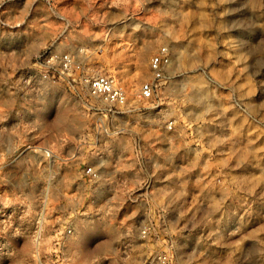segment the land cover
Segmentation results:
<instances>
[{"label": "rangeland", "instance_id": "obj_1", "mask_svg": "<svg viewBox=\"0 0 264 264\" xmlns=\"http://www.w3.org/2000/svg\"><path fill=\"white\" fill-rule=\"evenodd\" d=\"M226 7L221 0H181L173 15L159 0H0V241L17 245L8 264H38L39 259L56 264H148L164 247L173 249L178 264H235L240 251L264 245V103L257 99L264 90L242 71L231 30L223 24ZM260 11L264 0H249V14ZM131 20L141 25L140 32L110 31L113 22L124 25ZM145 29L151 38L138 39ZM161 47L170 52L175 47L177 59L171 68L180 75L181 67L187 69L190 88L196 83L193 76L213 82L217 111L203 119L200 112L187 111L197 99L193 88L188 100L176 104L175 115L164 117L170 129L145 122L141 113L126 116L117 122L124 137L108 143L129 156L128 133L159 140L145 150L152 186L114 190L104 183L85 189L79 162L90 159L87 148L94 144L86 138L111 132L112 124L104 121L99 129V115L88 112L64 84L41 79L45 54L53 50L76 55L79 61L88 58L92 72L122 79L132 99L134 89L150 76L149 58ZM248 55L264 66V41ZM37 81L41 86L33 88ZM42 95L52 98L57 118L21 119L33 110L32 97ZM163 107L167 109V103ZM39 148L65 161L49 160L35 151ZM68 158L73 163L66 164ZM108 167L100 164L99 180H111ZM143 174L139 171L134 179ZM97 193H103L99 200ZM143 193L153 216L145 241L138 236L144 210H135L133 203V196ZM78 208L107 216L105 235L92 248L66 245L63 235L52 232L56 218L71 222ZM34 222L35 231L41 224L44 232L38 247ZM225 225L238 230L229 235ZM189 231L194 253L180 251L175 243ZM17 232H24L22 240L13 239Z\"/></svg>", "mask_w": 264, "mask_h": 264}, {"label": "clouds", "instance_id": "obj_2", "mask_svg": "<svg viewBox=\"0 0 264 264\" xmlns=\"http://www.w3.org/2000/svg\"><path fill=\"white\" fill-rule=\"evenodd\" d=\"M130 0H122L123 4L129 3ZM147 2L151 3L152 0H137V3ZM222 3L228 5L223 9L224 20L223 24L226 28H229L232 39L236 43V51L238 53L237 59L244 64L242 71L247 72L249 76L255 80L259 85L260 90H264V66L257 64L254 58H250V54L262 41H264V11L251 13L248 12L249 0H221ZM161 7H166L173 15H176L177 9L181 7V0H159ZM131 29L133 32H140L141 25L136 24L134 20L121 25L113 22V26L110 29L113 33L121 31V29ZM147 35V30H144L143 35L138 39H150ZM71 54V53H69ZM165 51L161 52V56H164ZM177 59V52L173 47L170 54L167 55V59L160 62L159 58L153 59L151 67L153 69L150 80H158L160 86L164 91L161 92L158 88L150 87L148 83H145L143 87L137 90V96L140 97L141 102H149L150 111L147 114H142L139 118L143 119L147 123H158L161 127L165 124L168 127H172L168 123V120L175 115L174 108L178 102L189 99V92H195L193 95L197 97L194 108L187 109V111L200 112L199 119L209 113L217 111L214 106L216 99L215 93L211 90L210 86H214L213 82L207 80L203 75L199 77L193 76L192 79L196 80L193 88L188 85L191 83L187 75V69L181 67L179 72L184 75L178 74L176 70L171 68V65L175 63ZM50 61L49 63H52ZM26 80L31 81L32 76L25 77ZM41 85L37 81L33 88H39ZM148 89L145 91V89ZM235 91V90H233ZM35 101L32 105V111L21 114V119H26L29 116L36 120H53L57 118V111L52 106V98L48 95L33 96ZM231 99V95L229 96ZM258 101L264 103V95L257 97ZM125 102V97H121L120 103ZM167 103L168 107L165 109L163 105ZM240 103V100L234 101L233 106L236 107ZM115 115V114H114ZM129 115H135L130 112ZM159 118V119H158ZM3 117L0 116V120ZM3 153H0V162L3 159ZM21 157H17L20 159ZM103 193H97V199L102 197ZM96 201H94L95 203ZM107 216H100L96 214H83L78 215L72 219L67 228L62 233L64 243L66 245H79L82 248H92L95 246L98 237L105 235L104 229L106 227ZM197 227L196 224L192 225L194 230ZM238 229L235 227L229 229L227 225L224 227L229 235L234 234ZM25 229L24 232H27ZM24 232H17L14 234V240H22ZM192 231H189L187 236H184L177 240L175 243L178 249L182 252L191 251L194 253L195 249L189 248V243L192 241ZM17 245L12 241H0V264H8V255ZM235 264H264V245L252 246L251 248L244 249L239 252L235 258Z\"/></svg>", "mask_w": 264, "mask_h": 264}, {"label": "built area", "instance_id": "obj_3", "mask_svg": "<svg viewBox=\"0 0 264 264\" xmlns=\"http://www.w3.org/2000/svg\"><path fill=\"white\" fill-rule=\"evenodd\" d=\"M165 51V55L161 56V52ZM79 54L85 55L84 49L78 50ZM168 47H161L155 54H153L148 61L149 74L151 75L153 69L151 67V61L159 58L163 63L164 59H167V55L170 54ZM45 60L42 62V74L41 79L51 83H61L71 92V94L77 98L88 112H92L98 118V128L102 129L104 121L109 120L112 124L111 132L95 133L91 138L87 136L88 141L93 140L94 144L89 145L87 149H91L87 154L90 159L83 161L80 159V177L82 178L85 189L95 188L96 185L104 184L103 186H110L112 189L119 188H131L138 190H147L152 186L151 177L147 173V168L150 165L148 156L145 154V150L149 147V142L145 141L140 134L128 133L130 136L129 143V156L121 150L120 147H116L113 143L110 146L108 143L111 140L118 141L119 138L124 137L125 132L117 122H122L126 116H130L129 113H141L145 114V110H149V102H141L140 97L137 96V90L143 87L145 83H148L150 87L158 88L161 92L164 91L160 86L158 80H150V76L145 81L141 82L132 95V99H129L128 88L123 84L121 79L115 75L101 74L99 72H92L88 66L84 57L82 60H78L76 55L69 53H58L53 50H48L45 54ZM53 61L52 63H49ZM148 89L146 88L145 91ZM121 97H125V102L120 103ZM115 114V115H114ZM140 115V114H139ZM169 129L171 127H168ZM113 142V141H111ZM41 156L48 158L49 160L65 161L61 156L55 154L53 151L46 148L36 149ZM87 157V156H86ZM147 157V158H146ZM73 158H68L69 161L66 164L73 163ZM99 161V162H98ZM151 162V161H150ZM103 163L106 168L111 172V180L101 181L99 180L100 164ZM103 166V165H102ZM142 167V170L140 169ZM108 171V172H109ZM139 171H143V178L135 180L134 176L139 174ZM102 178V175L100 176ZM101 181V182H100ZM133 191V190H132ZM146 192V191H144ZM146 193L133 196L134 206L142 202V205L135 210L143 209V219L138 229V236L142 240H148L151 231V221L153 216L145 206H149L148 196H143ZM142 195V196H141ZM131 201V199H130ZM75 213L83 215L82 209L78 208ZM56 223H53L51 228L53 229L54 236L60 237L67 228L70 221L56 218ZM67 221V222H66ZM62 222L64 225H59ZM38 224V222H37ZM59 225V227H58ZM43 228L41 224L35 231V222L33 229V236H36L37 247L39 245V238L43 235ZM58 244V243H56ZM38 249V248H37ZM57 261L43 262L38 260V264H56ZM148 264H178L175 257V253L171 247H164L163 250L157 252Z\"/></svg>", "mask_w": 264, "mask_h": 264}, {"label": "crops", "instance_id": "obj_4", "mask_svg": "<svg viewBox=\"0 0 264 264\" xmlns=\"http://www.w3.org/2000/svg\"><path fill=\"white\" fill-rule=\"evenodd\" d=\"M136 62H138V60H136ZM148 70H149V68H148ZM119 78V77H118ZM120 79V78H119ZM122 80V79H121ZM126 86V85H125ZM127 87V86H126ZM146 141V140H145ZM147 142H151V143H156V142H158L159 143V140H149V141H147ZM165 142V141H164ZM142 205V202H139V204H137V205H135L134 207H135V209L137 208V207H139V206H141Z\"/></svg>", "mask_w": 264, "mask_h": 264}]
</instances>
